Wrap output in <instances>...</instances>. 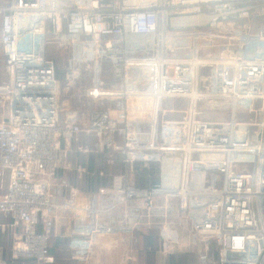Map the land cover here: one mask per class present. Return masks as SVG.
Listing matches in <instances>:
<instances>
[{
  "label": "built area",
  "instance_id": "built-area-1",
  "mask_svg": "<svg viewBox=\"0 0 264 264\" xmlns=\"http://www.w3.org/2000/svg\"><path fill=\"white\" fill-rule=\"evenodd\" d=\"M180 29L189 31L169 32ZM48 32L90 37L95 47L105 41L103 52L88 57L94 77L87 95L119 105L92 112L88 130L76 112L60 122V97L80 82L81 69L69 71L62 89L46 55ZM177 38L189 39L188 56L171 54ZM203 40L233 49L204 58ZM0 45L10 75L0 89L10 105L0 122V213L18 232L15 259L54 264L49 239L57 215L71 213L72 258L87 261L97 237L140 225L105 220L116 209L179 199L186 227L205 243L197 264H264V0H0ZM181 99L188 101L182 118L166 119ZM84 133L95 134L101 152L126 150L132 163L181 151V185L134 188L117 179L100 197L75 188L66 197L60 173ZM162 238L171 240L170 230Z\"/></svg>",
  "mask_w": 264,
  "mask_h": 264
},
{
  "label": "rangeland",
  "instance_id": "rangeland-1",
  "mask_svg": "<svg viewBox=\"0 0 264 264\" xmlns=\"http://www.w3.org/2000/svg\"><path fill=\"white\" fill-rule=\"evenodd\" d=\"M92 0H83L85 4H89ZM187 29H180V30H170V34H176L179 32H185ZM189 30H187L188 32ZM191 31V30H190ZM103 43L105 41L102 40ZM100 45L99 47H95L93 44V41L90 37L80 36V37H72L67 33L62 34H55L52 32L47 33V47H46V55L49 59L53 60L55 63L57 75L59 77L61 88L64 89L65 87V78L69 74V71L73 68L80 67L81 69V80L78 84H76L73 89L68 93H63L60 97V122L61 124L66 121L65 117L67 113L70 112H76L79 114L80 118V127L82 129L88 130L90 127L89 119L90 115L94 111H102L107 110L110 108H117L119 105V101L115 100H109L108 98H98L94 99L92 97H89L87 95V92L93 88L92 79L94 77V69L91 68V63H88V57L92 55V53L96 52V50H99V52H103L104 44ZM229 43L225 42L224 40H214V41H204L203 40V48H201V56L204 58H215L220 55V53L223 51V49H233L229 48ZM189 45V39L188 38H177L173 39L171 41V54L176 57H186L190 53H188L189 49L186 50V47ZM142 53V52H141ZM140 53V55H141ZM136 54V53H135ZM137 56H140L136 54ZM74 70V69H73ZM108 81H111L110 78H108ZM10 82V75L8 67L4 63V56L1 52V45H0V89H4L8 86ZM147 105V111H150L152 108V100L146 101ZM188 107V101L187 100H178L176 103L172 104L170 107H168V110H172L173 112L167 113L166 119L168 120H180L182 118L183 113L187 110ZM151 113V112H150ZM10 115V105L5 101L2 94H0V122L2 118L8 117ZM246 117H241V119H244ZM140 119H143L142 116ZM135 127H139L138 124H136ZM92 134V133H91ZM91 134H85L84 135H91ZM95 135V134H94ZM115 144L119 148L123 147L124 141L121 136L118 134L115 136ZM97 140V138H96ZM121 140V144H118V142ZM83 147H79L82 149L81 152H83L85 155H88L92 151L96 150V143L95 137L94 141L91 139V142H88V140L84 139ZM96 144V145H95ZM99 145V144H98ZM78 147L79 144H76ZM179 149V146L178 148ZM114 152V150H111ZM116 151V150H115ZM121 155H123V161L127 165L135 166L137 163H142V165L152 166L154 163L157 162H151V163H144L142 161L139 162H129V158L127 155V151L125 150H117ZM113 154V153H112ZM161 158L160 162L158 164V169L160 173V180L157 184H154L151 187L148 188H166V189H175L176 187L181 185V177H180V170L182 169V161H183V153L181 151H166V152H160ZM113 157L111 156L109 158V163L113 164ZM153 163V164H152ZM195 182H198L197 176H194ZM209 178L214 179L218 183H220L221 178L218 176H211L209 175ZM62 180L66 182V186H64L63 191H65L66 197H68L70 190L72 189L71 185L68 182V179L65 177H62ZM193 179L191 182V187L195 188L194 185H192ZM137 188L136 186H129ZM199 188V187H196ZM75 189H79L75 188ZM151 189V190H152ZM80 190V189H79ZM5 191V187L3 190L0 191V194H2ZM93 195H98L100 197V192L95 193ZM64 200V197L61 199V201ZM105 203V199L101 198V204ZM111 203V202H110ZM181 202L179 199L170 200L169 202H165L163 200L153 199L151 207L144 206L140 202H131L128 204H125V225H132L135 222H139L140 225L136 226L135 224L132 225L134 228L132 230V233L134 232H140V233H146L149 234L150 232H158L161 236L163 233V230L166 228L167 230H170L172 234V239L163 240L162 247L166 245L168 253H171L175 249H185L182 244H187L189 249H192V252L197 253V260L199 259L200 254L204 252L205 243L202 238L198 237L195 233H191L190 230L186 227L187 219L183 218L181 215ZM124 207V206H123ZM64 217H68L70 219L71 213L66 212ZM107 215V214H106ZM63 217L62 214L57 215V217ZM105 220H108L109 217H105ZM114 218L117 219V221H113L110 223L114 224H121L123 222L122 216H121V207L115 210ZM66 221V220H65ZM55 223L53 226L52 234L50 235L49 239V247L51 244V239L54 234L55 229ZM74 225V223H73ZM186 229V231L184 230ZM183 231L186 232V235L184 239H181L179 237L180 234L178 232ZM131 233V234H132ZM117 234H123L125 233H117ZM98 239V237H97ZM95 240V242L97 241ZM14 243V241H13ZM216 244V243H213ZM212 250L214 251V254L218 257V251L216 249V245H213ZM50 249V248H49ZM198 262V261H197ZM38 264V263H37ZM197 264V263H196Z\"/></svg>",
  "mask_w": 264,
  "mask_h": 264
},
{
  "label": "crops",
  "instance_id": "crops-1",
  "mask_svg": "<svg viewBox=\"0 0 264 264\" xmlns=\"http://www.w3.org/2000/svg\"><path fill=\"white\" fill-rule=\"evenodd\" d=\"M94 137L97 142L94 134H83L79 137L76 143L79 146L74 145L66 161L67 169L60 174L61 178L68 179L72 188L79 187L85 195H92L103 188L112 189L117 179H122L124 187L137 188H148L159 182L160 173L157 163H152V166L137 163L131 167L123 161V155L119 151L101 152L96 149L85 155L78 150L80 146L83 147L81 142H84V139L91 142V139L94 141ZM118 144H121V140ZM111 156L113 164L109 163ZM113 212L114 210L110 213ZM114 214L108 221H117ZM62 215L63 217H58L56 220L49 247L50 254L55 260L54 264H196L198 261L197 253L186 248L189 247L187 244H182L185 249L179 248L168 253L167 248L162 247V235L160 236L158 232L99 236L92 246L89 259L75 260L72 258L71 248L72 241L77 238L74 232V219L64 217L66 214ZM121 216L125 221V205L121 207ZM10 225V217L0 213V264H37L31 260L15 259L12 256L14 235L18 232ZM186 232H178L179 237L184 239Z\"/></svg>",
  "mask_w": 264,
  "mask_h": 264
},
{
  "label": "trees",
  "instance_id": "trees-1",
  "mask_svg": "<svg viewBox=\"0 0 264 264\" xmlns=\"http://www.w3.org/2000/svg\"><path fill=\"white\" fill-rule=\"evenodd\" d=\"M61 174V173H60ZM49 252L51 253V248L49 249Z\"/></svg>",
  "mask_w": 264,
  "mask_h": 264
}]
</instances>
